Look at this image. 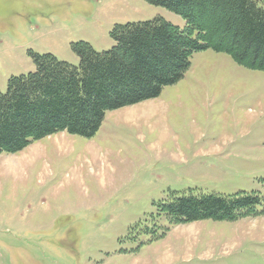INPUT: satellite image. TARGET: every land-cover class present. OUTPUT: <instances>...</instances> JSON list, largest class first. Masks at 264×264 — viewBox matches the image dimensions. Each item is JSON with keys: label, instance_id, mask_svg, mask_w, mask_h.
I'll list each match as a JSON object with an SVG mask.
<instances>
[{"label": "rangeland", "instance_id": "1", "mask_svg": "<svg viewBox=\"0 0 264 264\" xmlns=\"http://www.w3.org/2000/svg\"><path fill=\"white\" fill-rule=\"evenodd\" d=\"M185 19L145 0H0V92L31 52L79 65L118 24ZM257 193L256 214L172 223V193ZM0 264H264V71L195 52L158 97L0 153Z\"/></svg>", "mask_w": 264, "mask_h": 264}, {"label": "trees", "instance_id": "2", "mask_svg": "<svg viewBox=\"0 0 264 264\" xmlns=\"http://www.w3.org/2000/svg\"><path fill=\"white\" fill-rule=\"evenodd\" d=\"M181 15L114 26L111 49L73 43L79 65L32 51L35 70L11 76L0 92V153L57 132L93 137L108 111L158 97L183 78L192 55L213 49L264 71V0H145ZM257 193L176 194L162 204L172 223L256 214Z\"/></svg>", "mask_w": 264, "mask_h": 264}]
</instances>
